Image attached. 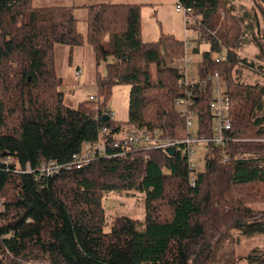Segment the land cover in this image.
<instances>
[{
	"label": "trees",
	"instance_id": "trees-1",
	"mask_svg": "<svg viewBox=\"0 0 264 264\" xmlns=\"http://www.w3.org/2000/svg\"><path fill=\"white\" fill-rule=\"evenodd\" d=\"M250 1L259 8L264 3ZM180 2L200 18L186 25L200 35L192 52L198 53L204 42L209 45L196 64L198 83L188 88L193 109L203 118L202 136L211 135L209 75H220L230 99V140L225 147H210L194 188L188 184L187 162L164 150L98 158L46 179L16 174L19 167L38 168L48 160L66 163L96 144L103 128L112 134L122 127L158 130L173 138L183 124L174 102L185 88L180 71L161 63L183 58L184 43L170 36L142 42L136 4L84 7L86 44L96 66L105 64L106 76L97 77L102 102L96 101V108L80 102L71 109L58 90L62 79L55 73L53 54L56 45L69 47L70 53L83 46L73 8L0 0V264L36 257L48 264H211L224 227L246 236L264 234V213L246 207L247 199L264 202V191H244L264 189V84L244 85L233 78L238 64L253 65L238 52L251 42L263 60L264 43L254 34L244 39L245 28L228 0ZM218 54L225 59L215 63ZM117 85L130 87L124 124L110 117L103 121L106 101ZM223 150L230 157L226 163H221ZM131 190L145 195L144 221L122 217L106 230L104 196ZM245 260L264 264V253H251Z\"/></svg>",
	"mask_w": 264,
	"mask_h": 264
},
{
	"label": "rangeland",
	"instance_id": "rangeland-1",
	"mask_svg": "<svg viewBox=\"0 0 264 264\" xmlns=\"http://www.w3.org/2000/svg\"><path fill=\"white\" fill-rule=\"evenodd\" d=\"M46 0H33V7L42 6H70L72 3L68 0H52L44 4ZM178 0H73L76 5L88 6L92 4L101 3H135L140 9V39L142 42H157L160 36H170L182 42L184 37L190 34L184 26L183 16L175 12V5ZM229 9L233 16L240 21L241 26L245 28V40H249L254 34L259 40L264 43V3L261 9L250 0H228ZM85 10L81 9L78 13ZM220 12L222 19L223 12ZM78 18V16H77ZM199 17H193V20L199 21ZM77 30L83 35V46L75 47L70 53V49L64 45H56L53 54V61L55 63V73L62 79V84L58 89L64 95L63 103L71 109H75L80 102L87 103L88 107L96 108V101L102 102V98H97V77L102 78L106 76L105 64L96 66V59L92 48L86 44V26L84 20L78 18ZM198 26V23H197ZM198 39L200 35L196 32ZM209 50L207 43H202L199 46V52L193 53V65L186 73V80L191 81L197 76L196 63L201 61L202 53ZM71 54V56H70ZM241 58L246 59L247 62H252V67L237 65V70L233 75L241 84L244 85H260L264 84V70L257 67H264V59H258V49L249 42L242 50L238 52ZM162 68H172L171 61L164 59L161 63ZM79 69L80 76L74 75V70ZM235 69V67L233 68ZM151 78H154V67L149 68ZM130 87L126 85L113 86L111 94L106 101L105 112L112 113V120L115 122L126 123L128 120V96ZM92 94L94 99H88ZM264 112V108L262 110ZM264 115V114H263ZM175 135L179 136L181 131L179 126L175 128ZM205 155L204 149H197L194 158V166L197 172L205 171V162L203 157ZM251 188L260 190L261 187H247L244 191H250ZM233 194L235 191H231ZM237 192V191H236ZM244 193V192H243ZM145 195L139 191H121L109 192L102 201L104 208V216L106 219V230L112 223L119 218L126 217L134 221L143 222L145 215ZM246 200V207L250 210L264 213V202L252 201L248 203ZM3 209L0 206V211ZM218 234V240L215 243V253L213 262L211 264H222L226 259L233 260L236 264H246L245 257L251 253H264V234H253V236H246L234 228L224 227ZM5 264H48L44 257L34 259H16Z\"/></svg>",
	"mask_w": 264,
	"mask_h": 264
},
{
	"label": "built area",
	"instance_id": "built-area-1",
	"mask_svg": "<svg viewBox=\"0 0 264 264\" xmlns=\"http://www.w3.org/2000/svg\"><path fill=\"white\" fill-rule=\"evenodd\" d=\"M175 11L184 16V26L191 21L193 13L191 8H185L180 0L176 2ZM197 39L185 38L184 56L183 58L175 59L171 62V67L177 68L182 75L180 85L185 88V94L177 97L174 102V111L183 119V124L179 127L181 134L173 138L162 137L158 130L138 129L136 127H122L119 133L112 134L106 128L101 130L102 137L96 144L87 146L82 151L71 156L66 163H58L54 160L41 164L38 168H31L26 165L24 168L15 170L16 174L33 175L35 180L48 178L49 176L57 175L62 171L77 170L91 161L98 158H123L134 151H149V150H164L167 153L168 149H174V155L187 162L188 168V184L194 188L195 180L198 172L194 166V156L196 150L201 148L205 150L203 157L206 163L207 155L210 147H225L230 140L231 135V120H230V99L228 98L226 84L218 75L214 73L207 77V80L213 85L208 111L210 114V130L211 135H201L206 131L203 125V118L197 114L193 107L195 101L192 93L188 90L193 84L198 83V76L191 81L186 80V73L193 63L191 51ZM225 59L224 54H218L215 57V63H219ZM197 64V63H196ZM76 77L80 76L79 69L74 70ZM95 96L90 94L88 99L92 100ZM108 117L112 118V113H107ZM110 137V139H108ZM221 163L229 161L230 157L223 150L221 155Z\"/></svg>",
	"mask_w": 264,
	"mask_h": 264
},
{
	"label": "crops",
	"instance_id": "crops-1",
	"mask_svg": "<svg viewBox=\"0 0 264 264\" xmlns=\"http://www.w3.org/2000/svg\"><path fill=\"white\" fill-rule=\"evenodd\" d=\"M52 0H46V1H43V3L44 4H52V3H49V2H51ZM68 1H70L72 4L70 5V6H66V7H70V8H73V14H74V16H78V18H80V19H82V20H84L85 19V15L83 14L84 13V11H82V12H80V13H78V15H76V12H78L79 10H81V9H83L84 10V7L85 6H83V5H76L75 3H73L72 1L73 0H68ZM32 2H33V0H32ZM124 4V3H123ZM127 4V3H126ZM130 4H135V3H130ZM130 4H127V5H130ZM137 5V4H136ZM49 6H52V5H49ZM42 6H38L37 8H41ZM176 12V11H175ZM176 13H178V12H176ZM181 14V13H180ZM182 15V14H181ZM183 16V15H182ZM77 18V19H78ZM183 20H184V16H183ZM187 31L190 33V34H188L187 36H185L184 37V39L185 38H191V39H198V36L196 35V32L197 31H195L194 29H187ZM183 39V40H184ZM194 46H196V43H194Z\"/></svg>",
	"mask_w": 264,
	"mask_h": 264
},
{
	"label": "water",
	"instance_id": "water-1",
	"mask_svg": "<svg viewBox=\"0 0 264 264\" xmlns=\"http://www.w3.org/2000/svg\"><path fill=\"white\" fill-rule=\"evenodd\" d=\"M107 119H108V115L107 114H104L103 121H106ZM167 154L170 155V156H173L174 155V149L173 148L168 149L167 150Z\"/></svg>",
	"mask_w": 264,
	"mask_h": 264
}]
</instances>
